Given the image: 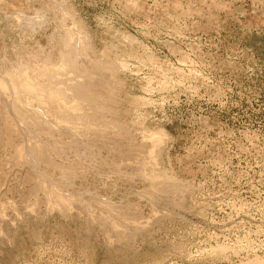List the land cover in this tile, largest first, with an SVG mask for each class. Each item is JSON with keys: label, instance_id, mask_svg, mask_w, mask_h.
I'll return each mask as SVG.
<instances>
[{"label": "rangeland", "instance_id": "1", "mask_svg": "<svg viewBox=\"0 0 264 264\" xmlns=\"http://www.w3.org/2000/svg\"><path fill=\"white\" fill-rule=\"evenodd\" d=\"M91 61L114 73V118L46 81ZM0 84V240L17 238L0 264L264 261V0H0ZM82 108L120 117L115 147H159L161 179L115 160L107 128L72 127ZM13 120L32 165L6 145ZM114 206L164 226L117 252L80 222Z\"/></svg>", "mask_w": 264, "mask_h": 264}, {"label": "bare ground", "instance_id": "2", "mask_svg": "<svg viewBox=\"0 0 264 264\" xmlns=\"http://www.w3.org/2000/svg\"><path fill=\"white\" fill-rule=\"evenodd\" d=\"M29 27H31V26H29ZM76 59H78V61L80 60L78 55H77ZM91 62L92 63L89 64V66L86 65L84 67L81 66L80 64L78 65L79 62L78 63L76 62L74 64V66L72 67V72L75 75V78L74 79H70L71 81L67 80V79H64V80L61 79L62 81H59V80L53 79V78H48L46 81H47V83H48V85L50 87H57L58 85L60 86V84L62 83V85L64 87L62 89L69 90V92L71 91L73 93L72 94V100L74 102H78L80 104H88V103L90 104L91 102L95 104V103H100L101 101L107 99L106 102L103 101L105 104H103L101 102V105L97 106L96 109L98 111H100L101 113H104V112L106 113V108H111L110 112L113 114V116L111 115V117L114 118L115 113H116V115H119V114H118V112L115 110V108L112 105L113 104L112 103L113 88L110 87L112 84L110 86L108 85L111 88V90H112L111 95L109 97V95L106 93L108 88H105L106 85L103 86L104 84L102 83L103 81H105V79H103L104 76L111 77V75L114 74V73H112V71H111V69H110V67H109L107 62H105V63L104 62H93V61H91ZM69 68H68V70H71ZM98 73H100V75L104 74V76L102 75L103 78H100L98 76L99 75ZM107 80H109V79H106V81ZM109 81H107V83H110ZM0 85H1V87H3V84H0ZM42 88H44V87H42ZM3 89L7 90V89H5V87H3ZM70 102H72V101H70ZM104 105H107V106H104ZM88 107H90V106H88ZM78 108H79V106H78ZM83 110H87V111L84 112V113H81L82 116L73 115L74 117H72V119H74V120H73V123H72V127L80 129V131H81L80 133H83L86 136H91L92 137V135L95 134V133L96 134H106L107 133V135H110V134H112L111 133L112 131L110 132V130L113 129L112 124L113 125L114 124L115 125L116 124L120 125L119 124V121H120L119 118L120 117H118L115 120H110L107 117L106 118L100 117V115H97L93 110H92L93 113H90V108H89V110L82 108V111ZM111 117H109V118H111ZM11 122L13 123L12 124V128L9 125H7V124H6V126H7L6 129L3 126L4 135L6 136V143H7L6 145L11 147V148H13V150H14V155H13L14 160L17 159L16 160L17 162H19V161H22V162L26 161L27 162V160H28V163H30L29 162V157H31L32 159L34 157V159H35L36 158V154H35L34 151H32L29 148H27L26 145H28V144H26L24 146V144H18L17 145V144L14 143L15 140L18 139L21 135H20V131L17 130L18 128H17L16 121L13 120ZM82 126H84V130L82 129ZM102 128L103 129L107 128L106 129L107 132L106 133H101L100 129H102ZM127 128H129V127H127ZM127 128H125L126 131H127ZM96 131H99V132H96ZM117 136H119V135H117ZM115 137L116 136L112 137V135H110V138H108L106 141L103 140V142L101 144L102 147L104 145H106V146L108 145L107 147L109 148V152L113 153V157H114L115 160L130 161L132 163L134 162L135 165L138 164L140 167L145 169V171H146V175L145 176L151 182L152 181L156 182V181H159L161 179L160 175L155 170V169H158L156 160H157L158 154L160 152V151H158L159 147L158 148L153 147V150L148 152V148H147L148 146L147 147H143V146H138L137 144L134 145L132 136H128L127 137L128 138V144H127L126 148L122 145V144H124L123 140H122L120 142H121V145L123 146V148L120 149L118 147H115V145H114V143L117 142L115 139L113 140V138H115ZM127 138H125L124 141ZM95 143H96V141H95ZM125 143H127V142H125ZM118 144H117V146H118ZM39 152H41V151H39ZM48 159H50V158H48ZM40 160H43L45 163H49V161L45 160L43 157H40ZM32 162H34V160ZM30 165H32V164L30 163ZM125 209H127V210H125ZM110 210L112 211V213L109 212ZM85 218H86V216H85ZM93 218L94 219H91V220H89L90 218L89 219L88 218L87 219H82L81 221L79 220L81 222V228L84 231H86V233H87L86 235H88L90 237L92 235H98V234L104 236L106 241H107L106 245H108V246L110 245L109 248L117 250V252H122L124 250H131L133 248V245L137 242L136 241L137 238H139L140 235L142 236V234L144 232L147 233L149 227L152 226L153 222H154V224L155 223L156 224L160 223L161 226H164V223H165V220H164L165 217L164 216H159V214H153L152 218H150L149 220H145L144 217H141L139 214H136L135 210L133 211L132 207L129 208L128 206L109 207L108 211L104 214V217L98 216V217H93ZM28 228L30 229V226H28ZM76 228H77V226H76ZM90 237H89V239H90ZM16 239L17 238H14L13 235H10L8 239L4 240V242L3 241L1 242V240H0V255L2 253H4V252L7 253L8 250L6 248L8 246H14L16 244ZM91 240L93 241V239H91ZM18 245H19V243H18ZM20 245H22V244H20ZM13 249L14 248H12V250ZM17 250H18V248H17ZM10 251H11V248H10ZM6 253H4V254H6ZM3 256L5 257V255H3ZM4 257H2V258H4ZM116 259H118V258L116 257ZM249 264H252V262L249 263ZM253 264H264V261H258V262L253 263Z\"/></svg>", "mask_w": 264, "mask_h": 264}]
</instances>
